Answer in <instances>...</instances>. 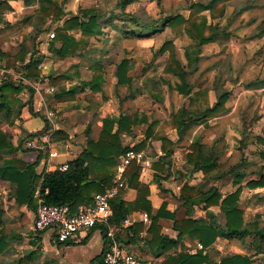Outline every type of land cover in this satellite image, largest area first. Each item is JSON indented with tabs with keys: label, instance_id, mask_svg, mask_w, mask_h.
Here are the masks:
<instances>
[{
	"label": "crops",
	"instance_id": "1",
	"mask_svg": "<svg viewBox=\"0 0 264 264\" xmlns=\"http://www.w3.org/2000/svg\"><path fill=\"white\" fill-rule=\"evenodd\" d=\"M4 1L9 5V9L0 13V53L5 55L0 57V86L6 80L5 76H3L4 73H7L6 77L9 76L13 82L16 81L17 75H22V68L31 58H40L39 64L41 67H37L39 70L37 77L27 78V81L21 83L14 82L34 89L31 104L33 112L29 109L30 104H24V101L18 105L14 104L10 113L0 112V132L5 137L4 141L1 142L5 146L0 148V165L13 159L27 164L34 163L39 159L36 172L41 176L79 157L87 145V137L85 134L82 136L87 125L91 127V138L96 141L105 118L116 121L120 117H125L127 122L126 127L120 134L121 145L128 149H138L135 151L142 155L143 160H148L150 166L144 172L138 171L137 173L140 187H145L147 190V204L144 205V208L135 209L127 214L125 217L127 221H123L119 227L111 223H105L108 230H112L116 234L118 243L126 251L134 252L147 261L154 264H163L169 257L178 258L180 254L193 255L200 250L209 255L210 250L216 248L218 243L234 240L219 236L216 237L210 246L203 249L196 238L188 235L178 237V231L173 226L174 221H182L188 218H205L206 215V210L199 204H189L186 201L187 198L186 200L184 198L187 192L183 188H197L202 185L200 183L205 177L201 170L192 169V166L187 161V155L191 152L190 145L198 141L202 144L205 154H212L215 159L219 157L218 154H221V148H218L217 141L220 140L222 142L224 135L218 133L214 140H210L207 130L212 127L211 122L213 120L216 121V124H219L223 114L209 119L206 126L203 124H191L182 132H180L179 127L181 128L183 123L178 119H174L173 115L180 111L184 119L189 116H199L206 108L213 106L216 102L217 95L215 93L214 80L222 76L223 72L217 63L218 61L215 64H205L207 58L203 51L216 46L217 43L220 44L222 35L213 42L202 46L197 65L192 66L190 69L185 57V47L190 45L192 41L187 35L183 34L177 37L173 35L170 29L164 28L158 33H150L147 37H126L122 33L138 34L140 27L137 23L134 24L122 20L120 16L121 10L118 6L119 18H117L115 12H101L98 9L100 6L98 2L86 6L85 2L68 0V8L64 9L65 0H60V2L62 1V10L64 12L62 18L60 20L45 19L40 28H37L36 11L39 7V0ZM72 5L75 8L80 5L79 9L94 8L101 14L98 19V23L101 25V33L90 37L85 48L90 50V53L98 51L102 55L98 59L92 58L91 64L87 66L81 60L75 59H82L84 56L83 53L79 52L81 48L74 54L60 57L56 53V49L61 46V43L54 42L53 39L49 38V33L52 31L56 32L63 25L66 18L76 15L77 12L71 9ZM226 8L227 5L221 17V19L223 18L220 22L221 24L219 21L214 23L221 28H231L240 16L239 19L245 23H250L251 20L256 22L257 20L252 8L243 9L236 17H233L234 9L227 14ZM68 10L72 11L69 12ZM125 12L129 11L125 8ZM260 22L261 19H259L257 24ZM113 33L115 34L114 37L121 38L122 50L126 52V55L113 64L111 69L105 73L102 65L107 60H103L101 64V59L105 55L103 51H106L103 48L101 49L99 45L102 42L107 43L108 40L105 39L112 37ZM68 34L76 41L81 38L79 27L71 29ZM235 39H233L234 42L232 43H235ZM166 41L172 42L176 54L175 57L180 66L187 72L186 81L190 85L189 94L182 95L176 90L170 92L167 86L161 94L158 95L155 92L154 86L158 80L164 79L168 81L170 78H177L172 71L166 70L169 65V53L166 52V55L162 56L158 53V50ZM229 43L227 45H230ZM21 45L23 46L22 48ZM17 54L22 58L15 60L13 57ZM233 54L236 55L235 53ZM72 59L76 63L82 62L77 65L79 72H70L72 65L69 66L67 63ZM123 59L128 64L125 74L129 78V82L118 83L115 74L116 66ZM59 75H64V79H59V81L57 79ZM96 76H100L101 79L95 90L88 87L80 89L82 82L87 83ZM50 79H54L55 82L50 84ZM47 86H53L55 92L59 89L68 91L78 88L75 89L76 92L73 99L55 102V111L60 113L62 119H66V122L61 123L59 121L56 126L57 131L54 134L65 132L69 136L67 137L68 139L65 138L60 142L59 140L49 141L44 148H27V140L33 137L30 135L42 132L46 125L43 115L37 112V106L44 104L46 101L47 103L50 102L48 103L50 108L54 106L53 98L45 91ZM226 91L230 92L229 89H226ZM98 93L104 96L100 100L94 97ZM87 95L89 96L87 97ZM107 95H113V97L108 101L106 99ZM22 96L25 97V93H22ZM91 98L95 101H91ZM21 104L22 106H20ZM228 106L229 103L226 102L225 108L228 109ZM87 116H91V121L86 120ZM35 118L40 121L34 125ZM217 127L219 126L216 125ZM116 129L117 123L114 122L112 132H115ZM70 135L75 136L76 140L70 141ZM235 138L240 143V137L235 134ZM163 139L166 141L165 144L162 142ZM217 170L219 171V166ZM221 179H208L207 181L213 180L217 182ZM207 184L203 186V191H207L210 188L209 186L207 190L205 189ZM0 185H2L1 187L9 186L12 190L14 188V185L1 178ZM138 194V187L126 185L123 200L127 203H132L136 200ZM190 198H193V196H190ZM13 202L15 204L14 199ZM34 203V208L19 205V208L21 207L22 209L29 208L26 214L32 224L36 200ZM147 205L148 212L145 209ZM161 205H164V211L162 212L164 214L158 215L155 233L158 239L161 237L168 240L164 239L162 245H160V241L157 239L154 249L151 250L149 242L153 236L148 229L151 226L152 218L157 216ZM209 209L213 211L222 224L223 222H221L219 215L222 214L223 216V213H221L219 206H212ZM2 210L3 212L5 211L3 207ZM143 215H146L147 221L143 219ZM4 219L6 220L5 216ZM101 224L103 223L98 225L101 226ZM100 226L80 232L74 238L60 245L55 241L53 231L47 230L48 232H45L42 238L39 236L38 240H36L37 249L39 253L45 255L51 253L57 258L61 257L60 263L62 264H96L99 262L105 241L107 240L106 242L108 243V239L105 240L103 238L102 227ZM32 237L34 238L33 235ZM41 243L43 244L42 248L39 246ZM70 247L72 251L75 250L79 255L75 262L72 261L73 257L69 255L70 252H67Z\"/></svg>",
	"mask_w": 264,
	"mask_h": 264
},
{
	"label": "trees",
	"instance_id": "2",
	"mask_svg": "<svg viewBox=\"0 0 264 264\" xmlns=\"http://www.w3.org/2000/svg\"><path fill=\"white\" fill-rule=\"evenodd\" d=\"M39 7L36 11L37 28L44 23L45 19L52 18L53 20H60L64 15L62 10V1L60 0H39ZM136 0H118L117 6L121 10L120 16L122 20L138 24L140 31L138 34H124L126 37H147L150 33L163 30L165 27L170 26L176 35H187L191 39V44L185 47V57L188 62V67L196 66L199 60V55L202 51V46L214 41L220 35H225L226 27H219L217 24L208 20L204 11L209 12V18L211 20L221 17L224 14L226 4L231 0H208L206 2H193L190 4V13L185 19L180 14L168 15L159 19H151L150 22L143 23L136 16L129 12H125V8L134 3ZM248 7V6H247ZM9 9V5L0 0V13L3 10ZM245 9V8H243ZM243 9L238 10L237 14ZM100 12L94 8L92 9H79L78 14L66 18L63 25L56 30L54 35V42L61 43V46L56 49V53L60 57H64L69 54H74L77 50L88 43L90 37L101 33V25L98 23L100 18ZM30 19V18H29ZM79 27L81 30V38L76 41L68 34L73 28ZM255 36H261L264 34V17L261 22L256 25ZM39 30V29H38ZM225 36H228L226 34ZM23 46L21 45V48ZM169 51V65L166 70L172 71L173 75L177 77L178 82L173 85L169 81L165 83L169 88L178 91L181 94H189V83L186 81L187 72L180 66L178 60L174 55L171 41H166L158 50V53ZM20 54V53H19ZM5 56L0 53V57ZM21 59L20 55L13 57ZM40 58H31V60L22 68V75L25 78H34L39 74L37 65ZM128 64L126 60H121L116 66V76L118 83L129 82V78L126 76V70ZM65 76L62 75L57 79H62ZM101 77L96 76L89 82H82L80 89L91 88L96 89ZM56 80V79H55ZM164 81V80H163ZM54 79L50 80L53 84ZM20 83V82H19ZM257 83L256 80L249 82L248 85ZM261 86L264 87V80H259ZM75 89H78L77 87ZM70 89L68 91L59 89L57 92H53V98L56 102L65 101L67 96L69 99H73L76 90ZM34 89L23 85L16 84L13 81L4 80L0 86V112L10 113L11 107L16 104H20L24 101V104H30L29 109L31 112L32 94ZM25 93L26 98L22 96ZM29 94V97H28ZM14 95V96H13ZM229 92L223 90L217 95V100L213 106L206 108L199 116H189L186 119L182 118V112L178 111L173 115L174 119H178L183 123L180 132L187 129L191 124H203L206 125L207 121L216 115L224 112L225 102L228 99ZM23 104V105H24ZM22 106V104L20 105ZM18 113V112H17ZM47 121V120H46ZM114 122L117 123V129L112 132ZM127 119L120 117L116 121L110 119H104L102 129L99 137L94 141L91 136H88L87 145L83 152L76 159L67 163L68 168L64 171L57 169L46 172L43 175H39L36 172L39 159L34 163H24L22 161L13 159L9 162H4L0 165V178L7 180L10 184L14 185L12 190V197L18 205H26L27 207H33L36 198L42 199L47 204L64 205L68 204L72 210L78 205L89 203L92 201V195L95 193H103L113 186V179L116 169L118 158L128 148L121 145L120 134L126 127ZM49 126L45 125L46 130ZM90 125L86 126L85 133L89 135ZM34 133L30 136H34ZM244 138V136H242ZM240 140L241 150L245 148L246 138ZM257 138V139H256ZM5 137L0 132V148L4 147L1 142ZM256 142L264 144V140L261 137H256ZM163 144L166 141L162 140ZM138 150V149H135ZM191 152L187 155V161L192 166L193 170H201L203 174L211 175L209 179H220L225 176L231 175L232 184L237 185L238 188L232 193L226 195L224 198L220 192L210 187L207 191H203V186L197 188L185 187L183 188L185 193V200L189 204L197 203L203 209L206 210V215L200 218H188L182 221H174L173 226L178 231V237L191 236L199 240L202 248L210 246L216 239V237H224L226 239H237L244 241L245 238L251 236V242L249 247L256 252L264 251V226L259 227L256 224L245 223L243 218V211L238 206V198L240 194L241 181L247 176L245 166L249 164L245 159L241 158L240 162L231 166L225 171L217 172L218 164L212 154H205L204 148L198 141L193 142L190 145ZM261 161H264V148L259 152ZM138 171L139 165L136 162H132L124 172V179L126 185H134L138 187L139 194L136 200L132 203H127L123 200L125 188H119L117 193L110 199L109 207L111 209V215L108 220L103 224H96L90 230L100 226L103 238L106 240L108 228L105 223H111L119 227L124 221L127 214L138 208H144L147 204L145 187H140L138 183ZM256 177L248 180L247 185L249 188L254 189L258 187H264V172L257 170ZM37 191V197L35 192ZM193 196V198H190ZM190 198V199H189ZM187 202V203H188ZM186 203V202H185ZM219 206L221 213L224 215V222L221 224L218 218L215 216L212 210L209 208L212 206ZM34 208V207H33ZM148 212V205L145 207ZM164 211V205H161L157 216L152 218L151 226L148 229L149 233H152V240L149 242L151 250L154 249L156 240L158 239L155 229L157 228L158 215H162ZM166 214V213H165ZM172 217V215H170ZM208 218V219H206ZM4 212L0 206V253L4 252L7 247V239L9 236L4 231ZM126 232V231H125ZM41 233V232H40ZM39 233V234H40ZM38 234V235H39ZM116 235V234H115ZM34 236V235H33ZM116 238V236H115ZM31 243H35L38 240L37 234L33 238ZM167 238H159L160 245L162 241ZM117 240V239H116ZM107 241V240H106ZM101 252L100 258L107 248V242ZM109 241V239H108ZM65 243V242H64ZM61 243L58 242V245ZM39 254V250H30L24 259L18 260L15 264H22L25 261L34 260ZM99 258V261H100ZM10 264V263H1ZM163 264H251L250 261L242 257L236 256H224L219 261L210 259L208 254L203 253V250L198 251L196 254H180L178 258L169 257Z\"/></svg>",
	"mask_w": 264,
	"mask_h": 264
},
{
	"label": "rangeland",
	"instance_id": "3",
	"mask_svg": "<svg viewBox=\"0 0 264 264\" xmlns=\"http://www.w3.org/2000/svg\"><path fill=\"white\" fill-rule=\"evenodd\" d=\"M158 1V3H156ZM208 0H137L136 2L130 4L126 7L130 13L136 16L141 22L147 23L150 22L151 19H159L163 18L168 15H175L180 14L185 19L188 17L190 13V4L193 2H206ZM64 9L68 8L69 1L65 0ZM79 2H85L86 6L94 4V2L100 3L98 9L101 12H115L117 18H119V8H117L118 0H79ZM62 4V3H61ZM227 14H229L233 9V17H236L237 11L245 8H252L254 9L253 14L257 17V20H251L250 23H245L241 21L239 17L234 25L231 28L226 27L225 35H222L221 40L222 42L219 44L217 43L216 46L211 47L209 49H204L203 54L207 58V62L205 60V64L217 63L219 64L221 71L223 72L222 76L216 78L215 81V93L218 95L223 90H230L228 99L226 100L229 103L228 109L219 115L221 116V122L216 124L215 120L211 122L212 127L208 128V135L210 136V140H214L217 134L221 133L224 135L222 142L220 140L217 141L218 148H221V154L219 153L216 159V163L219 166V171H225L229 169L231 166H234L240 159L243 158L247 162L248 165L245 166V171L247 172V176L245 179L241 181L240 187V194L238 198V206L243 211V218L245 223L250 225H258L259 227L264 226V187H258L251 189L248 187L247 182L250 179L256 177V171H263L264 172V161H261L258 152L264 148V144H259L256 142V137H261L264 140V87L261 86L259 80H264V34L261 36H255L256 33V25H258L259 19L262 20L264 17V0H231L227 4ZM62 6V7H63ZM248 6V7H247ZM74 7L72 5L71 9L76 11L78 14L79 8ZM71 12L72 10H68ZM245 13V12H244ZM203 14H206L209 21L212 23H216L219 21L221 22V17L215 18L211 20L209 18V12L204 11ZM243 14V13H242ZM241 14V15H242ZM247 15V14H246ZM73 16V15H72ZM186 16V17H185ZM248 16V15H247ZM246 16V18H247ZM120 24V23H119ZM221 24V23H220ZM221 26V25H220ZM171 30L173 35L176 33L172 30L170 26H167ZM54 30V29H53ZM56 30V29H55ZM55 32V31H54ZM155 33V32H153ZM158 33V32H156ZM113 36L105 39L108 40L107 43L102 42L99 46L100 48L104 49L106 52L104 58L101 59V64L103 60H107L102 65L104 67L105 73L109 69H111L112 65L115 64L118 60L123 58L126 55V52L122 50V43L121 38ZM236 38V39H235ZM53 39V38H52ZM233 39H235V43ZM213 42V41H212ZM230 42V43H229ZM172 43V42H171ZM211 43V42H210ZM230 45H227V44ZM110 44V45H109ZM209 44V43H208ZM213 44V43H212ZM215 44V43H214ZM212 46V45H208ZM86 45L81 47L79 50L80 53H83L84 56L81 58H75L81 60L85 66L91 64L92 58L98 59L101 55L98 51L90 53V50H87ZM174 46L172 49L174 51ZM208 48V47H206ZM166 52L169 53L168 50L160 53V56L166 55ZM152 53V52H151ZM235 53L236 55H234ZM170 54V53H169ZM174 55L176 56L175 52ZM73 59L67 63V65L71 66L70 72H79V67L77 66L79 63L82 62H74ZM234 62V64H233ZM107 65V66H105ZM233 68V69H231ZM3 73V72H2ZM7 73H4L5 79L7 81H12L9 76L6 77ZM57 75V74H56ZM60 77L57 76V78ZM64 79V78H63ZM51 80V79H50ZM49 80V82H50ZM62 80V79H60ZM59 80V81H60ZM158 80L155 83V92L156 94H161L165 88H169V86L165 83L164 80ZM256 80L257 83L252 84V86L248 85L249 82ZM173 85L174 83L178 82L177 78H170L168 80ZM17 82V81H14ZM19 83V82H17ZM191 83V82H190ZM194 83V81H193ZM51 84V83H50ZM192 84V83H191ZM165 86V87H163ZM167 86V87H166ZM174 89L169 88L171 92ZM179 93V92H178ZM181 94V93H179ZM92 95V94H91ZM90 95V96H91ZM185 95V94H182ZM89 95H87L88 97ZM53 98V95L50 96ZM75 97V96H74ZM73 97V98H74ZM86 97V96H85ZM98 98L97 100L102 99L104 96L101 94H97L94 96ZM113 95L108 96V101L112 98ZM26 98V96H25ZM70 96H67L65 101L69 100ZM118 99V95H117ZM49 101V100H48ZM52 101L54 102V106L51 109L56 110L55 107V99L53 98ZM91 101H95L91 98ZM225 102V103H226ZM50 103V102H48ZM49 105V104H48ZM50 107V105H49ZM56 112V111H55ZM56 120L55 125L61 121V123L66 122V119H62L60 113L56 112ZM90 117H86V120H90ZM34 125L39 123V119H34ZM86 122V121H85ZM70 124V122H68ZM46 125L49 126L48 122L46 121ZM216 125L219 127L216 128ZM206 126V125H204ZM93 128V127H92ZM222 129V130H221ZM233 130V131H232ZM57 131V129H56ZM55 131V132H56ZM223 131V132H222ZM54 132V133H55ZM91 132V129H90ZM81 133V132H79ZM241 133V134H240ZM85 136L88 139V136L91 134H86L85 132L82 136ZM235 134L240 137V140L246 138L245 141V148L241 150V143L237 142L235 138ZM54 135V136H53ZM50 142H54L55 140H59V142L63 139H68V133L61 132L57 133L56 135L53 134ZM66 136V137H65ZM71 140H76L75 136L70 135ZM209 138V137H208ZM243 138V139H244ZM211 175H206L200 184L202 186L206 185V190L209 186H216L214 188H218L217 190L221 191V196L225 197L226 195L235 191L238 186L232 184V176L228 175L222 178L221 180L214 182L213 180L207 181ZM216 184V185H215ZM0 185V206L3 207L5 210V225L4 231L8 234L9 239H7V247L5 248L4 252L0 253V264L1 263H10L15 264L18 260L24 259L26 254L30 250H34L37 248V241L36 244L33 245L31 242L33 241L32 235H34L32 229V222L30 221L29 217L27 216L26 212L29 208L22 209L19 208V205L13 202L12 197V188L8 187H1ZM219 191V192H220ZM215 208V207H214ZM217 210V209H216ZM221 218V222H224V215H219ZM252 225V226H253ZM48 232L43 231L37 237L41 236ZM14 236V237H12ZM35 236V235H34ZM251 242V236L245 238L244 241H239L234 239L229 242H220L216 245V248L210 250L209 257L212 260L219 261L224 256H236L241 255L242 257L247 258L251 264H264V251L263 252H256L252 248L249 247ZM37 245V246H36ZM39 246L43 247L41 243ZM67 252H70L69 255L73 257V262H75L79 255L72 251V248L67 249ZM61 257H56L51 253L39 255L30 261H25L22 264H62L60 263Z\"/></svg>",
	"mask_w": 264,
	"mask_h": 264
},
{
	"label": "built area",
	"instance_id": "4",
	"mask_svg": "<svg viewBox=\"0 0 264 264\" xmlns=\"http://www.w3.org/2000/svg\"><path fill=\"white\" fill-rule=\"evenodd\" d=\"M54 35L53 31L50 32L49 38H54ZM37 67L40 68L41 65L38 64ZM16 79V81L20 83L27 81V78L23 75H17ZM45 91L51 95L55 89L53 86H47ZM37 112L43 115L45 120H47L49 127L27 140L26 147L31 149L44 148L56 131V112L49 107L47 101L44 104L37 106ZM132 162L138 163L139 172H144L150 166V162L148 160H143L142 155L139 152H136L132 148L127 149L118 158L113 186L103 193L93 194L91 202L80 204L74 210H72L68 204H47L37 197L36 191V207L33 212L32 224L34 235L46 230H52L55 236V241L64 243L67 240L74 238L76 234L90 230L98 223L106 222L111 215L109 201L117 193L119 188H126V182L123 175L125 169ZM67 168V164H62L56 169L64 171ZM143 219L147 221L146 215H143ZM125 221L127 220L124 219V222ZM107 237L109 239L107 248L103 252L100 261L96 264H154L143 259L134 252L126 251L118 243L112 230H108Z\"/></svg>",
	"mask_w": 264,
	"mask_h": 264
}]
</instances>
